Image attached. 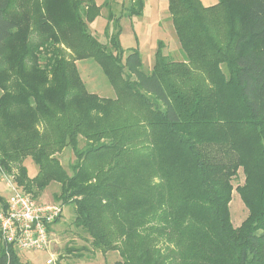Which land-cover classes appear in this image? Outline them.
Returning <instances> with one entry per match:
<instances>
[{
    "label": "trees",
    "instance_id": "trees-1",
    "mask_svg": "<svg viewBox=\"0 0 264 264\" xmlns=\"http://www.w3.org/2000/svg\"><path fill=\"white\" fill-rule=\"evenodd\" d=\"M167 1L184 61L160 44L145 70L135 48L124 55L118 23L143 0L117 16L116 0H0V171L16 168L33 199L58 182L72 225L116 264H264V0ZM102 9L106 43L88 29ZM84 59L114 98L87 91ZM240 169L249 213L234 228ZM0 264H23L3 241Z\"/></svg>",
    "mask_w": 264,
    "mask_h": 264
},
{
    "label": "rangeland",
    "instance_id": "rangeland-1",
    "mask_svg": "<svg viewBox=\"0 0 264 264\" xmlns=\"http://www.w3.org/2000/svg\"><path fill=\"white\" fill-rule=\"evenodd\" d=\"M96 7H101L105 0H94ZM202 5L212 6L217 3V0H200ZM131 0H116L113 6L114 12L117 15L122 14L123 8L130 5ZM121 27L120 44L125 54L130 52V49H136L142 59L144 69H151L155 63L156 53L159 45H163V55H167L174 61H184L177 39L174 35L172 23L168 12L167 0H143V7L140 15L132 18L123 17L118 21ZM108 24L106 12H102L94 17L88 24V29L101 43H106L105 36L106 25ZM111 30V28H110ZM69 50H67V53ZM76 67L80 77L91 94H95L101 98H114L115 93L109 84L107 78L103 74L98 63L93 59H84L76 61ZM225 71V70H223ZM83 142H80V147ZM58 159L61 166L69 173V166L74 162V155L71 149H64ZM28 171V176L33 178L38 167L27 158L23 163ZM18 171L13 168L8 174H3L0 171V197L6 202L13 195L9 182L21 189L16 184ZM244 183L242 170L238 171L236 178L232 181L233 190L231 192L230 201L228 203L230 221L234 228L239 227L248 216V209L241 200V196L236 187ZM60 185L58 182H51L44 191L35 198L41 201H50L62 206L54 195L58 194ZM33 197L31 194H28ZM34 198V197H33ZM72 205L63 206V212L58 223L54 224L52 230V252L51 257L48 252L41 251H16L18 258L23 264H47L48 259H52L54 264H116L119 261L117 253H101L92 251L88 237L72 225L73 218ZM4 242L0 233V243ZM5 243V242H4ZM6 244V243H5ZM67 249L70 252H67ZM61 256V257H60ZM60 257V258H59Z\"/></svg>",
    "mask_w": 264,
    "mask_h": 264
},
{
    "label": "built area",
    "instance_id": "built-area-1",
    "mask_svg": "<svg viewBox=\"0 0 264 264\" xmlns=\"http://www.w3.org/2000/svg\"><path fill=\"white\" fill-rule=\"evenodd\" d=\"M13 195L0 207V233L6 244L18 251L52 252L53 223L61 217L63 206L35 201L9 182ZM47 264H54L52 259Z\"/></svg>",
    "mask_w": 264,
    "mask_h": 264
}]
</instances>
